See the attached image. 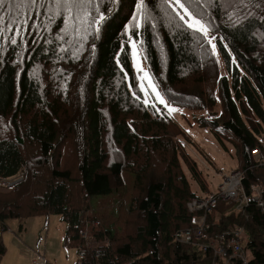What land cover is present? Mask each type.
Listing matches in <instances>:
<instances>
[{
	"label": "trees",
	"instance_id": "trees-1",
	"mask_svg": "<svg viewBox=\"0 0 264 264\" xmlns=\"http://www.w3.org/2000/svg\"><path fill=\"white\" fill-rule=\"evenodd\" d=\"M6 1L5 8L17 14L13 0ZM137 3L114 0L108 7L92 0L67 26L62 15L45 14L52 26L48 46L36 45L31 52H22L25 36L15 26L12 33L0 32V119L7 118L9 131L0 137V181L23 173L0 192V260L6 253L1 232L7 220L16 219L23 229L28 218L53 213L66 225L64 244L76 248L78 264H243L230 254L222 259L198 247L207 242L202 237L195 245L173 240L203 214L187 207L196 194L181 162L202 193L209 189L176 141L183 128L145 102L124 41L129 36L140 39L160 96L171 106L201 112L193 122L223 148L231 134L237 166L249 168L243 181L248 205L235 210L219 201L206 214L203 237L240 226L246 234V264H264V208L251 198L258 195L264 206V167L254 165L250 155L264 140V0H183L213 38L225 75L205 35L182 22L171 0H144L143 12ZM48 7L58 10L55 3ZM27 8L20 13L26 16ZM100 15L105 18L97 25ZM3 17L0 26L14 20L5 12ZM55 55L62 64L47 70L48 78H37V66ZM56 79L67 89L59 90ZM217 103L221 109L215 112ZM68 140L74 148L69 155ZM68 156L75 163L74 176L62 166ZM113 196H120L118 210L125 215L120 218L117 210L104 225L93 205ZM85 229L101 249L97 257L91 249L79 255Z\"/></svg>",
	"mask_w": 264,
	"mask_h": 264
},
{
	"label": "rangeland",
	"instance_id": "rangeland-1",
	"mask_svg": "<svg viewBox=\"0 0 264 264\" xmlns=\"http://www.w3.org/2000/svg\"><path fill=\"white\" fill-rule=\"evenodd\" d=\"M99 3L105 4L106 6H112L114 0H98ZM171 5L181 16L184 17L182 22L188 26L189 23H193L191 29L197 30L200 29L201 24H195L194 21H197L194 16L189 12L185 14L184 9L180 8L175 0H171ZM5 3L7 1L5 0ZM13 3L17 6V14H13L9 9L5 8V4L0 8V15L5 14L8 18L14 20L10 22H17L16 25H12V29L8 30L6 26L5 30L1 33L9 34L13 32V27L15 26L18 31L22 32L25 38L21 40L22 43V52L28 51L31 52L34 50V46L42 45L47 47L49 42L45 43L46 37L49 38L52 31L51 23H46L43 19L45 14L58 16L65 15L66 12L61 10H52L49 5L54 3V0H36L35 4L28 2H21V0H13ZM180 3H183V0H180ZM28 6L26 9V16L22 15L24 7ZM41 27V31H40ZM200 31L207 38L212 52L215 54L221 74L225 75V70L223 66L222 59L220 58L218 51L214 45L213 38H210L203 28ZM124 41L130 47V56L133 63L134 71L137 75L139 86L142 90L145 102L151 104L156 113L166 112L172 116L173 120L180 124L184 130V135L176 138V141H179L182 144L183 150L190 158L197 164V168L201 173V176L208 186L209 192L213 191V188L217 185V177L220 171H229L232 168L236 167V162L238 159V147L237 143L230 137L226 136V139L223 140L224 148L219 145L217 140L213 137L210 131L207 128H200L192 120L193 116L201 114V112H193L186 109L178 108L169 105L164 98L160 96L158 91L155 88V85L152 82V79L149 74L148 66L144 58L142 49L140 47V39H135L133 37L127 36ZM57 42L63 43V36L60 32L57 35ZM3 45V44H2ZM1 45V46H2ZM135 45V48L133 47ZM67 47V46H65ZM69 48V47H67ZM46 49V48H45ZM136 53L135 58L133 53ZM57 55L49 60H46L40 63L39 67L35 71L37 78H48L47 70L53 68L54 66L61 65ZM139 68V70H138ZM52 80V78H50ZM59 90H66L68 87L67 84L63 82H58L57 79L53 81ZM221 109L220 103L216 104L215 112ZM7 118L0 119V137H8L9 131L4 127L7 124ZM263 135H264V125H263ZM65 149L68 151V155L71 153V150L74 148L71 146L70 140L65 144ZM256 148V147H255ZM253 148V149H255ZM252 149V150H253ZM31 153L34 152V148H31ZM31 154L27 153V157H30ZM252 162L253 158L251 157ZM63 167L71 169L72 176H74L75 163L69 158V156L63 159ZM182 171L187 178L190 187L197 196L206 195L200 191L195 182L191 179V176L188 172L187 167L181 162ZM47 172V169L46 171ZM42 179H47L46 173H42ZM23 173L16 176L15 178L9 179L8 181H0V192L5 193L8 188L7 183L13 182L15 180L21 179ZM41 179V181H42ZM38 186V191L41 192L45 189L44 185L41 184ZM75 196H77V190L71 189ZM207 192V194L209 193ZM255 196V195H254ZM257 196V195H256ZM120 196H113L105 201H96L93 205L96 215L102 220L104 225H108L112 220V215L118 210L120 206ZM120 218L124 217L123 209L118 210ZM7 229L1 232V238L6 248V253L4 257L0 260V264H32L31 261L34 260L38 255L44 257L48 264H78V255L76 248L72 246H67L64 244L65 236V223H63L60 217L56 214L48 215H39L35 217H30L23 223V229L19 228V223L16 219H9L6 221ZM242 238L246 242V234H242ZM179 243V242H178ZM27 250L31 251V254L26 257L24 254ZM248 260V256L246 255Z\"/></svg>",
	"mask_w": 264,
	"mask_h": 264
},
{
	"label": "built area",
	"instance_id": "built-area-1",
	"mask_svg": "<svg viewBox=\"0 0 264 264\" xmlns=\"http://www.w3.org/2000/svg\"><path fill=\"white\" fill-rule=\"evenodd\" d=\"M250 155L253 158V164L264 167V140L261 142L260 147L250 151ZM249 168L240 169L238 166L232 168L229 171H220L216 174L217 185L213 188L212 192H209L203 196H196L191 199L187 207L190 211H203V214L196 217L193 220L194 227L187 228L176 232L173 236L175 242L182 244H194L198 238H204L207 240L204 244H199L198 247L203 250L210 248L214 254L219 258L225 259L230 254L231 257L238 258L243 264L247 263L245 255L246 242L242 238V234L245 233L244 229L240 226L232 228L227 234H216L214 237H203V225L205 223L206 214L210 212L219 201L231 204L235 210H241L243 206L248 205L249 195L243 187L244 174ZM9 179L5 180L8 181ZM8 187L13 185V182L7 183ZM252 191H256L255 187L251 188ZM251 198L258 203V206L263 210V202L259 196L253 195ZM84 239V248L80 250V257L85 256L88 250H94L96 257L99 256L100 250L97 242L91 238L88 230L85 229L82 233ZM31 254L30 250L25 252V256L28 257ZM32 264H48L43 256L38 255Z\"/></svg>",
	"mask_w": 264,
	"mask_h": 264
},
{
	"label": "snow or ice",
	"instance_id": "snow-or-ice-1",
	"mask_svg": "<svg viewBox=\"0 0 264 264\" xmlns=\"http://www.w3.org/2000/svg\"><path fill=\"white\" fill-rule=\"evenodd\" d=\"M21 2H28V3H32L35 4L36 0H21ZM164 3H167L168 0H163ZM175 2L179 5L180 8L184 9L185 14H188V9L185 7V5L183 3H180V0H175ZM54 3L57 6V9H63L64 12L67 13L66 16L62 15V19L64 24L67 26L69 20H75V19H80L79 16V10L86 8L89 4L92 3V0H54ZM5 4V0H0V8H2ZM144 0H138L137 3V11L138 12H143L144 11ZM97 13H99V8L96 9ZM75 13V14H74ZM104 16L100 15L99 19L95 21V23L97 25H99L103 20H104ZM182 20L184 19L183 16L180 17ZM195 24H199V21H194ZM4 24V17L3 15H0V25ZM8 30L12 29V25L9 23L8 25H6ZM189 28L193 27V23H189L188 24ZM203 25L200 26V29L197 30H201L203 29ZM5 30L4 26H0V32H3ZM62 30H66V29H62ZM98 30V29H97ZM12 43H16L15 39L12 40ZM133 47L135 48V45H133ZM134 58H135V51L133 53ZM139 70V68H138Z\"/></svg>",
	"mask_w": 264,
	"mask_h": 264
},
{
	"label": "crops",
	"instance_id": "crops-1",
	"mask_svg": "<svg viewBox=\"0 0 264 264\" xmlns=\"http://www.w3.org/2000/svg\"><path fill=\"white\" fill-rule=\"evenodd\" d=\"M7 227V226H6Z\"/></svg>",
	"mask_w": 264,
	"mask_h": 264
}]
</instances>
